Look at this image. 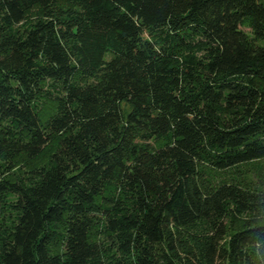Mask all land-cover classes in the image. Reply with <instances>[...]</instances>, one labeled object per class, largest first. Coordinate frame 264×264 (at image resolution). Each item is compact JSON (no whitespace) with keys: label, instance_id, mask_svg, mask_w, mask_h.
I'll use <instances>...</instances> for the list:
<instances>
[{"label":"trees","instance_id":"obj_1","mask_svg":"<svg viewBox=\"0 0 264 264\" xmlns=\"http://www.w3.org/2000/svg\"><path fill=\"white\" fill-rule=\"evenodd\" d=\"M0 264H264V0H0Z\"/></svg>","mask_w":264,"mask_h":264},{"label":"rangeland","instance_id":"obj_2","mask_svg":"<svg viewBox=\"0 0 264 264\" xmlns=\"http://www.w3.org/2000/svg\"><path fill=\"white\" fill-rule=\"evenodd\" d=\"M106 59H109V55H106ZM25 161V159L23 160ZM253 179H255V177L251 176ZM256 180V179H255Z\"/></svg>","mask_w":264,"mask_h":264}]
</instances>
